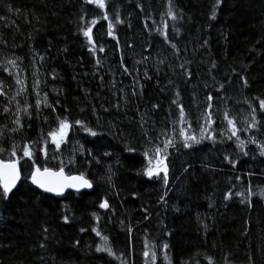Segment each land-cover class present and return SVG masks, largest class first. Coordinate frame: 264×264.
Listing matches in <instances>:
<instances>
[{"label": "trees", "instance_id": "1", "mask_svg": "<svg viewBox=\"0 0 264 264\" xmlns=\"http://www.w3.org/2000/svg\"><path fill=\"white\" fill-rule=\"evenodd\" d=\"M169 4L170 0H106L102 11L84 0H0V83L8 98L16 96L22 86L25 89L11 105L0 96V113L5 106L11 108L7 116L0 114V131L4 133L0 147L11 150L15 142L22 149L27 143L35 162L48 159L54 168L63 166L69 173H84L95 182L90 192L68 193L63 200H57L24 181L9 200L0 201V264H120L106 253L95 251L101 241L92 232L93 227L109 237L115 254L126 264H145L146 241L156 245V264H165V242L169 244L167 255L171 264H209V258L213 264H225L226 260L227 264H249V255L256 256L257 264H264L260 254L264 246V198L259 195L264 189V157L249 141L253 135L257 142L264 141V128H247L245 121L251 122L252 109L244 103L247 100L257 109V119L264 123V112L259 110V100L264 99V0H221L214 20L211 16L216 0H171L176 21L167 15ZM9 8L13 11L9 12ZM117 11L124 22L115 25L113 39L108 35L109 21L102 17L107 14L114 23ZM93 19L98 21L94 26ZM165 23L171 41L178 46L179 57L173 55L160 34ZM85 25L93 28L97 49L104 47L95 56L89 52L86 37L80 31ZM173 26L179 29L178 35ZM205 40L208 44L202 47ZM121 56L130 70L128 74H122ZM17 58L15 68L6 63ZM97 59L102 61L101 67L96 66ZM160 60H165V64H159ZM185 60L191 61L186 65L193 73L190 81L179 67ZM213 61L217 67L209 75ZM145 71L151 80L144 77ZM17 77L22 84L16 83ZM133 77L143 85V98L131 95ZM241 77L248 80L247 88ZM37 80L40 97L47 94L55 112L41 106L37 116ZM169 80L173 83L169 84ZM112 81L116 82L115 88L111 87ZM221 83L225 90L216 92ZM136 90L140 91V85H136ZM177 90L191 128L187 123L172 124L166 119ZM208 93L225 97L223 101H212L217 143L205 140L193 149H183L179 130L183 127L199 135L197 121L203 123L200 117L208 103ZM125 94L131 102L128 120L124 112L111 108ZM17 102L21 107L25 103L31 105L32 118L20 113L24 127L12 133ZM156 103L160 108L152 110V118L157 130L165 129L178 141L179 148L169 149L172 166L168 189L155 178L137 175L146 166V159L135 124L139 119L135 109L139 106L141 112L145 108L151 110ZM101 105L110 111L103 112ZM82 107L84 112L80 111ZM93 107L104 117L102 127L97 128ZM225 108L241 129L238 135L246 142L247 156L237 147L235 138L227 139L230 133L221 142L219 133L227 128L223 120ZM171 110V119L178 121L179 108L171 105ZM58 116L68 117L70 122L83 119L102 135L92 137L77 127L69 131L67 142L56 151L48 133L58 127ZM108 120L117 125L115 135L108 128ZM120 131L125 135H120ZM152 135L156 136V132ZM44 147L49 149L47 157L41 151ZM74 147H82L85 154L74 151ZM127 147L135 151L130 152ZM20 149L18 157L23 156ZM86 150H91L100 163L88 156ZM105 152L111 155L105 156ZM225 155L236 161L235 167L225 160ZM70 157L73 163H69ZM2 158H9L7 151ZM32 164L33 160H20L23 176L30 172ZM109 166L115 173V188L100 180ZM184 168L188 169L186 173ZM249 189L255 195L248 197ZM165 192L166 203L160 200ZM229 192L232 196L225 200ZM236 192H243L251 207L249 202L242 203ZM104 199L110 207L103 211L99 203ZM65 215L69 217L67 224L63 222ZM204 225L208 226L207 231ZM129 226L131 234L127 231ZM81 228L85 231L81 232ZM42 243L45 248L40 247Z\"/></svg>", "mask_w": 264, "mask_h": 264}, {"label": "snow or ice", "instance_id": "2", "mask_svg": "<svg viewBox=\"0 0 264 264\" xmlns=\"http://www.w3.org/2000/svg\"><path fill=\"white\" fill-rule=\"evenodd\" d=\"M221 0H216V5L213 8L212 11V16L211 19L216 18V7L219 6ZM84 3L87 5H95L97 8L101 9L102 11L106 8V0H84ZM137 7H140L139 4H137ZM9 12H12L13 9L9 8ZM16 11H19L18 9ZM167 15L169 19L176 21L177 20V15L175 14L172 6H171V0L168 8ZM2 18V17H0ZM103 20L109 21L107 28H108V35L112 37L113 39H116L114 35V28L115 25L117 24H122L124 21L121 20L119 12L117 11L116 17H115V22L113 23L110 20L109 15L105 14L103 17ZM83 16L81 17V20H83ZM97 20L93 19L91 21V24L94 26L97 24ZM129 27L131 25L129 24ZM168 25L165 23L164 25V31L160 33L163 38L164 42L169 44L170 48L173 50V55L179 57V50L178 46L176 43L172 42L169 34H168ZM80 31L82 32L83 36L86 37V42L89 45V52L92 53L93 56L96 55L97 50L99 52L104 51V47L100 46L97 49V45L95 44L92 36L93 28L91 26L85 25V27L81 28ZM173 31L179 34V29L175 28L173 26ZM208 44V41L205 40L204 44L202 47H206ZM117 46L119 47V41H117ZM132 45H129L131 47ZM17 59H9L6 61L7 64L12 65L13 68L17 66ZM41 60L44 59V57L40 58ZM136 64L141 63V61H136ZM191 61L185 60L183 63L179 64L180 69L183 70L182 75L186 78L187 81H190L192 79L193 73L186 67L187 64H190ZM159 64L163 65L165 64V60H160ZM96 66L101 67L102 66V61L97 59L96 61ZM120 67L123 69L122 74H128L130 70L128 67L125 65L124 62V57L121 56V61H120ZM171 68V65H169ZM217 67V64L215 61L212 62L211 68L209 69V75H212L211 69H215ZM5 71H9V75H11V71L9 69H5ZM160 69L157 68V75H159ZM175 75V72H173ZM235 74V73H234ZM144 77L146 79L151 80L152 77L149 76L148 72H144ZM53 78H55V74L53 75ZM134 79V84L132 85V92L131 95L132 97H140L143 98V85L140 83L139 78L133 77ZM213 79L215 77L213 76ZM241 79L244 81V87H248V80L244 77H241ZM101 80H103V77H101ZM16 83L17 84H22V81L17 77L16 78ZM169 84H172L173 81L169 80ZM229 83H231V80H229ZM136 85H140V91L138 92L136 90ZM39 86L40 82L37 80L34 82V90L37 92V100H36V114L37 116L39 115L40 111L42 110L41 106L44 108H51L53 112L56 111V107L48 102V97L47 94L44 95L43 98L40 97L39 94ZM112 88L116 87V82L112 81L111 84ZM206 87H210V85L206 84ZM4 85L3 83H0V96L6 97V103L8 105H11L13 101H16V97L20 96L24 92L23 86L17 90L16 96H12L10 98L7 97L6 93L3 90ZM225 90V85L220 84V87L216 89V92H222ZM87 91L84 90L85 92V97L87 98ZM119 91L123 92V89H119ZM161 91H164V89H161ZM115 95V93H113ZM180 92L177 90L175 92V98L171 100V105H176L179 108V116H178V121L177 120H172L171 117L173 115V112L171 110V105L169 106V115L166 117V119L172 123L175 124L177 122L181 124H189V128L192 127L191 121L188 119V113H186L184 105L180 102ZM97 96H99V93H97ZM206 99L208 101L206 108L201 114L200 119L203 120V123H199V120L197 121V126L199 127V135L191 134L189 131L184 129L183 127L180 128L179 130V136L182 138L179 143L182 145L183 149H193L197 145H201L205 140L211 141L213 144L217 143L216 139V129L213 128V124L216 123V120L214 119V113L212 111L214 105L212 101L214 99H219L223 101L225 99L224 96H214L212 93H208L206 96ZM122 101V103L120 102ZM59 103V101H57ZM131 102L127 98V94L122 95L119 98V101L113 103L111 105V108H115L117 112H124L125 113V120H128L127 116V111H128V105ZM244 103H248L249 108L252 109L251 111V122L247 123V128L248 129H256L257 131H260L261 128H264V123H262L260 120L257 119L256 112L257 109L253 108L252 105L245 100ZM31 108V105L25 103L23 107L20 106L19 102L16 103V113L14 114V119L12 120V124L14 127L11 128L12 133H18L23 129V124H22V117L20 113H23L25 116L28 117V119L32 118V113L29 111ZM101 108L103 112L108 113L110 111L109 107H104L101 105ZM160 108V104L156 103L152 105V109H147L145 108L143 112L139 110V106L135 109L137 112V115L139 117L138 120L135 121V124L138 125V129L140 132V137L142 138L143 141V148H142V154L147 160V165L137 171V175H144L146 176L149 180L153 179L154 177L157 179V181L162 182V186L165 189L169 188L170 185V168L172 166V161L169 159V149H175L176 151H179V148H177V143L178 141L175 140L174 138L170 137L168 135V132L165 129H159L157 130L156 128V123L152 118V110H156ZM67 110V109H66ZM259 110L264 112V99L259 100ZM81 112H84L85 109L82 107L80 109ZM11 112V108L8 106H5L3 108V114L7 116V114ZM92 114L96 117V122H97V128L102 127L101 121L104 119V117L100 116L98 114V111L95 107L92 108ZM223 120L227 122V128L224 131H221L219 133L221 137V142L223 138L225 137L226 133H230V135L227 136V139L231 140L235 138L237 147L243 152V155L247 156L249 155V152L244 151L246 147V142L240 138L238 133L241 131L236 125V122L234 118H231V113L230 111L225 108L223 111ZM58 121V127L55 130H51L48 133V137L50 138L51 144L55 145V150L60 151L61 145L65 144L67 142L68 134L69 131H75L76 128L78 127L79 129L85 131L88 135L92 137H97L99 135H102V133L98 132L96 129L92 128L89 126V124L83 120V119H76L74 122H70L68 117H57ZM45 122H47V117L45 118ZM132 122V121H129ZM108 128L111 130V134L115 135L117 131V125L113 122V120H108L107 121ZM260 125V127H258ZM30 126V125H29ZM219 127V125H218ZM156 132V136H153L152 133ZM120 135H125L123 131H120ZM161 137L163 139L161 140ZM4 138V133L3 131H0V139ZM249 141L251 143H254L256 145V148L259 149V156L264 157V141L257 142L256 136H250ZM36 143V142H34ZM78 143V142H77ZM162 144V146H161ZM18 149H20V146L17 145L15 142H13L11 150L6 149L5 147H0V201H7L10 199V194L13 193V190L16 189L18 190V186L22 185L24 181H28L32 186H34L35 189H39L43 193L51 194L56 197H63L65 196V190L66 189H73L75 192L80 193L82 189H92L94 186V181L89 179L84 173H81L78 176H65L64 175V169L63 166L59 169V171H53L51 168L45 167L43 169L36 167L35 166V161L33 159V150L31 146L27 143H25L22 146V157H18ZM127 150L130 152L135 151L134 148L132 147H127ZM8 152V159H4L3 154L5 152ZM41 151L45 154V157H47V153L49 149L47 147H44L41 149ZM74 151H80V154L83 155L85 154V150L82 147L75 148ZM87 155L92 157L93 160L97 164L100 163L99 159L95 157L93 152L91 150H86ZM105 156H110L111 153L105 152ZM22 158H27L28 160H33V166L31 169L30 176H22V168L20 167V160ZM225 160L229 161V163L232 164L233 167L236 166V161L234 160H229V156L225 155ZM63 163V162H62ZM69 163H73L72 158H69ZM188 169L184 168L183 172H187ZM113 176H115V173L112 171V168L109 166L106 170V173L100 177L101 181H104L108 184L110 188H115V183L113 181ZM239 179V178H237ZM167 195V192L164 193L163 196H161L160 200L161 202H165L164 196ZM235 195L240 196L241 202H249V206L251 207L250 201L247 200V197H245V194L243 192H236ZM255 195L251 191V189L248 190V197H251ZM259 195L264 198V189L261 190ZM232 196V193L229 192L225 195L224 199L228 200ZM212 203L210 202L209 207H212ZM110 203L107 199H104L102 202L99 203V208L101 209H109ZM93 216L96 217L97 220H99V217L96 216L95 213H93ZM147 219V217H145ZM199 219V217H198ZM63 222L65 224L69 223V217L65 215L63 217ZM121 224L123 225V221H121ZM208 226L204 225L205 231H207ZM81 232H84L85 229L81 228ZM127 231L129 234L132 233V228L129 226L127 228ZM44 232L47 233L48 229L44 228ZM92 232L96 234L100 238L101 243L96 245L95 251L97 253H106L109 257H112L113 259H117L120 261V264H126L125 260L121 256H117L109 244V237L107 235H102L101 231L98 230L96 227L92 228ZM248 229H245V235H247ZM170 235V233H166ZM48 237L45 235V240H47ZM80 243L79 240L76 241V244L78 245ZM41 248H45V244L40 245ZM156 245L155 244H150L147 241L145 242V250L143 251V257L145 258V264H156V260L158 259V255L156 252ZM169 249V244L167 242L163 243L162 245V250L164 251V261L165 264H171L169 257L167 255V251ZM260 254L261 256H264V246L260 248ZM249 264H257L256 256L255 255H249L248 257ZM209 264H213V261L211 258H209ZM225 264H227V260L225 261Z\"/></svg>", "mask_w": 264, "mask_h": 264}, {"label": "rangeland", "instance_id": "3", "mask_svg": "<svg viewBox=\"0 0 264 264\" xmlns=\"http://www.w3.org/2000/svg\"><path fill=\"white\" fill-rule=\"evenodd\" d=\"M68 4V3H67ZM152 32H153V30H152ZM199 47V46H198ZM198 47H195V49H197ZM184 52H185V50H184ZM170 57H171V54H170ZM146 165H147V160H146Z\"/></svg>", "mask_w": 264, "mask_h": 264}, {"label": "bare ground", "instance_id": "4", "mask_svg": "<svg viewBox=\"0 0 264 264\" xmlns=\"http://www.w3.org/2000/svg\"><path fill=\"white\" fill-rule=\"evenodd\" d=\"M102 81V80H101ZM98 83H101V82H98ZM56 199V198H55ZM57 200H60V199H57Z\"/></svg>", "mask_w": 264, "mask_h": 264}, {"label": "water", "instance_id": "5", "mask_svg": "<svg viewBox=\"0 0 264 264\" xmlns=\"http://www.w3.org/2000/svg\"><path fill=\"white\" fill-rule=\"evenodd\" d=\"M67 190V189H66Z\"/></svg>", "mask_w": 264, "mask_h": 264}]
</instances>
